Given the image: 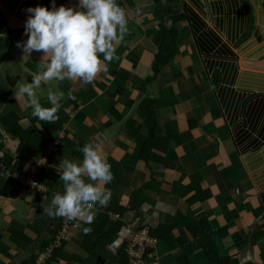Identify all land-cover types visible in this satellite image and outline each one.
Instances as JSON below:
<instances>
[{
	"label": "crops",
	"instance_id": "0c3cea01",
	"mask_svg": "<svg viewBox=\"0 0 264 264\" xmlns=\"http://www.w3.org/2000/svg\"><path fill=\"white\" fill-rule=\"evenodd\" d=\"M116 3L128 32L114 59L99 54L102 68L91 83L51 80L36 89L45 108L50 88L64 93L49 124L14 90L47 59L16 47L27 39L25 10L51 9L52 0H0V264H27L59 231V217L44 208L63 192L60 161H82L86 143L111 165V200L82 225L88 234L74 221L47 264H130L125 247L140 226L158 234L149 264H264V0ZM55 5L78 10V0ZM175 17L177 56L145 86L161 27ZM146 99L160 125L143 161ZM40 162L46 167L34 178L41 189L23 186L21 177ZM111 211L123 215L114 220Z\"/></svg>",
	"mask_w": 264,
	"mask_h": 264
},
{
	"label": "clouds",
	"instance_id": "9594fccd",
	"mask_svg": "<svg viewBox=\"0 0 264 264\" xmlns=\"http://www.w3.org/2000/svg\"><path fill=\"white\" fill-rule=\"evenodd\" d=\"M77 8L56 7L55 0L51 9L27 8L23 33L27 39L16 44L25 56L35 51L47 58L39 64L40 71L30 83L16 84L14 95L26 98L31 115L49 124L58 119L57 111L64 93L50 88L47 100L52 106L45 108L36 98V89L42 82L80 79L91 83L102 68L99 54H103L104 61L111 62L115 57L114 45L128 32L126 13L116 0H78ZM103 70H107L106 65ZM78 151L83 154L82 161L65 157L60 161L57 170L63 192L53 193L44 212L49 217L79 221L75 226L88 234L91 228L82 225L94 222L97 205L108 206L112 193L105 185L114 177L111 165L95 145L86 143Z\"/></svg>",
	"mask_w": 264,
	"mask_h": 264
},
{
	"label": "trees",
	"instance_id": "16d2710c",
	"mask_svg": "<svg viewBox=\"0 0 264 264\" xmlns=\"http://www.w3.org/2000/svg\"><path fill=\"white\" fill-rule=\"evenodd\" d=\"M179 20H180L179 17H175V18H173L170 27H167L166 25H163L161 27L160 34L162 36V40L160 42L161 44L158 48V52L155 55V60H154V64L152 67L153 76L150 77L149 79H147V81L145 82V86H151V85L155 84V82L158 80L161 72L174 62V60L177 56V53H178V31H177L176 25H177ZM140 112L144 117V130H143V132L145 134V139L147 140L146 145H145V149L143 150V154L141 157V160L144 161L146 159V155L148 153H150L151 147L155 144V142L158 138L160 123H159V118H158L157 112L155 110V102L152 99H146L144 101V103L142 104V106L140 108ZM81 159H82V157H80L78 160L80 161ZM135 196H136V194H135ZM130 207H133V208L136 207L134 201H133V203L130 204ZM112 213L118 214L116 212H112ZM119 215L122 216L123 213L120 212ZM58 219L59 220H56L55 222L59 221V223H61L62 217H59ZM57 230H58V228L55 230L54 234L57 233L56 232ZM151 234L155 238H157V236H158L157 231L156 232L151 231ZM49 242H50V240L46 244H43V246H41V248L42 249H43V247L45 248ZM41 250H39L38 253ZM38 253H37V255H38ZM55 254L56 253H54V255ZM37 255L35 256L34 260H31L27 264H35L36 259H37Z\"/></svg>",
	"mask_w": 264,
	"mask_h": 264
},
{
	"label": "built area",
	"instance_id": "2783aa9c",
	"mask_svg": "<svg viewBox=\"0 0 264 264\" xmlns=\"http://www.w3.org/2000/svg\"><path fill=\"white\" fill-rule=\"evenodd\" d=\"M34 167L30 172L31 177L23 176L19 181L23 186L41 189L34 177L37 172L46 167V163L40 162ZM110 215H112L114 220L121 218L119 214L111 213ZM73 225L74 221H69L66 218L61 219L59 231L51 238L48 245L38 253L35 264H47V261L53 257L54 253L61 249L63 243L67 240L68 231ZM155 245L156 238L151 234V228L149 226L138 227L125 247L128 262L130 264H149Z\"/></svg>",
	"mask_w": 264,
	"mask_h": 264
}]
</instances>
